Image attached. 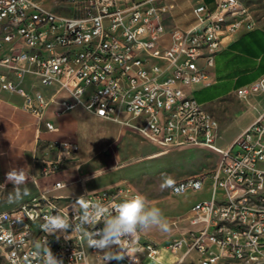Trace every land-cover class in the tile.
I'll return each instance as SVG.
<instances>
[{"label":"built area","instance_id":"obj_1","mask_svg":"<svg viewBox=\"0 0 264 264\" xmlns=\"http://www.w3.org/2000/svg\"><path fill=\"white\" fill-rule=\"evenodd\" d=\"M46 1L0 0V92L18 96L22 110L48 132L57 130L46 120L50 107L54 115L81 109L160 149L216 153L219 160L209 173L170 184L169 196L206 191L208 198L171 222L174 233L162 247L176 258L174 264L192 256L196 264H264V76L234 91L254 117L226 149L217 146L218 120L192 96L195 88L210 85L224 41L257 26L244 3L64 0L60 13L45 9ZM41 88L52 92L45 95ZM65 144L51 142L49 149L57 157L75 151ZM59 167L58 158L43 161L39 176L54 175ZM136 194L127 185L74 198L38 191L0 211V264H41L34 253L45 237L63 264H104L86 235L103 222L50 235L42 231L44 217L59 212L78 225L70 206L79 197L107 205ZM124 246L128 255L105 264L155 262L160 255L142 231Z\"/></svg>","mask_w":264,"mask_h":264},{"label":"crops","instance_id":"obj_2","mask_svg":"<svg viewBox=\"0 0 264 264\" xmlns=\"http://www.w3.org/2000/svg\"><path fill=\"white\" fill-rule=\"evenodd\" d=\"M262 76H264V22L250 31H241L224 41L222 49L215 56L210 85L195 88L192 96L197 103L202 105L223 103L233 95L236 89L247 86ZM40 90L45 95L52 92L51 88ZM21 103L22 100L18 96L0 92V188L12 185L6 182V173L11 168L27 167L29 172L27 185L33 187V195L42 191L49 196L74 198L101 190L89 185L88 181L92 176L85 174L99 152L90 155L83 147L91 136L90 120L107 121L93 117L81 109L54 115L55 107H50L46 113V120L52 122L57 130L48 132L43 125H37L35 119L22 110ZM250 122L239 128L234 138ZM222 125L219 124V138ZM123 131L118 127L117 138L121 137ZM233 139L223 149H226ZM115 141L103 148L100 155L111 148ZM51 142L67 143L73 146L75 151L60 153L57 157V153L49 149ZM57 158L60 163L58 172L48 177L39 176L42 162L54 161ZM56 182L62 184L61 189L52 188L53 183ZM75 188L81 190L78 195L72 194ZM10 209L12 208L7 210ZM144 235L160 247V255L155 264L175 263L176 258L162 247L171 235L163 243L153 240L147 231ZM145 262L147 260L142 261L141 264ZM186 264H196L195 256L187 260Z\"/></svg>","mask_w":264,"mask_h":264},{"label":"rangeland","instance_id":"obj_3","mask_svg":"<svg viewBox=\"0 0 264 264\" xmlns=\"http://www.w3.org/2000/svg\"><path fill=\"white\" fill-rule=\"evenodd\" d=\"M64 0H48L43 4L47 10L63 12L60 5ZM248 8L257 25L264 22V0H241ZM218 120L222 129L217 146L225 148L234 138L239 128L244 127L253 118V112L246 110L235 96L228 97L223 103L204 105ZM224 122V123H223ZM91 136L83 149L90 155H99L91 163L85 174L92 177L89 185L105 189L117 185H127L139 194L144 195L150 206L161 209L163 217L169 225V231L163 232L157 227L146 231L151 238L160 243L174 233L172 221L181 220L190 207L208 198L206 191L188 192L183 196H169V186L172 182L189 176L209 173L219 160V156L209 150L197 147L178 149H160L134 134L131 130H124L117 138L118 126L110 122L91 119L89 122ZM116 140V141H115ZM115 144L102 155L103 148L114 142ZM13 185L0 188V211L14 208L34 195L33 187L26 185L28 194L18 201H9ZM80 188H75L72 194L78 195ZM181 230L186 227L185 222L178 223ZM144 264H155L147 261Z\"/></svg>","mask_w":264,"mask_h":264},{"label":"clouds","instance_id":"obj_4","mask_svg":"<svg viewBox=\"0 0 264 264\" xmlns=\"http://www.w3.org/2000/svg\"><path fill=\"white\" fill-rule=\"evenodd\" d=\"M65 149L70 146L64 145ZM6 182L14 187L9 195V201H18L28 194L29 172L27 167L11 168L6 173ZM74 218L79 221L74 225L69 215L56 212L55 215L44 217L42 231L46 234L54 235L57 232L66 234L71 228L72 233L78 228L94 227L103 222L104 227L95 232L86 233L88 246L102 252L100 255L104 261L116 259L120 260L124 255H128L125 241H130L139 232L157 227L163 232L169 231V225L163 217L160 208L150 206V202L142 194H136L119 203L104 204L101 202L90 203L84 196L79 197L71 206ZM69 213V206H68ZM67 238V237H66ZM131 238V239H129ZM115 246L116 250H113ZM40 251L34 255L41 264H63L48 246L45 237L43 245H39Z\"/></svg>","mask_w":264,"mask_h":264}]
</instances>
